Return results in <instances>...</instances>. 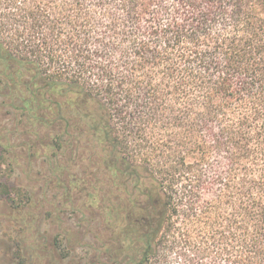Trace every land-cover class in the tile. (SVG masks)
Wrapping results in <instances>:
<instances>
[{
    "label": "trees",
    "instance_id": "16d2710c",
    "mask_svg": "<svg viewBox=\"0 0 264 264\" xmlns=\"http://www.w3.org/2000/svg\"><path fill=\"white\" fill-rule=\"evenodd\" d=\"M2 152L164 201L151 239L178 208L184 264H264V0H0Z\"/></svg>",
    "mask_w": 264,
    "mask_h": 264
},
{
    "label": "rangeland",
    "instance_id": "374dc122",
    "mask_svg": "<svg viewBox=\"0 0 264 264\" xmlns=\"http://www.w3.org/2000/svg\"><path fill=\"white\" fill-rule=\"evenodd\" d=\"M9 160L0 153V264H20L27 250L31 264H126L142 251L140 224L149 212L163 211L157 204L144 208L143 191L115 187L97 171L83 173L79 161L61 160L64 168L54 170L56 159L42 153L30 162L20 159L19 167ZM70 178L84 181L73 185ZM3 185L15 204L26 206L15 208ZM116 194L143 204H127ZM169 219L152 239L153 264H184L178 258V208Z\"/></svg>",
    "mask_w": 264,
    "mask_h": 264
},
{
    "label": "flooded vegetation",
    "instance_id": "af4514ba",
    "mask_svg": "<svg viewBox=\"0 0 264 264\" xmlns=\"http://www.w3.org/2000/svg\"><path fill=\"white\" fill-rule=\"evenodd\" d=\"M120 201H124V199H119ZM125 203L127 204H136L138 205V207H140L139 203H142L144 202V208L145 207H149L150 205H161V207L164 206V201H141L139 202L138 200H132V199H126L124 201ZM154 202V203H153ZM129 206V205H128ZM125 207V206H124ZM164 210V209H162ZM136 211V210H134ZM132 212V210H131ZM125 215H130L129 212H127ZM146 218V222L145 220L142 222V224H140V228L142 227L143 229V237H142V240H141V243H142V251L140 253V255L137 257V258H132L130 259L126 264H153L150 262V254H151V251H152V239L150 238V221ZM137 221V220H136ZM139 229V227H138ZM120 264V263H119Z\"/></svg>",
    "mask_w": 264,
    "mask_h": 264
}]
</instances>
